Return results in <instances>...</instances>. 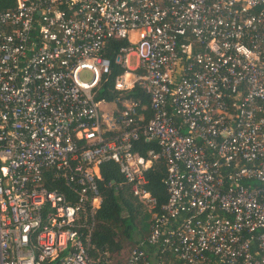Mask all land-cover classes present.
<instances>
[{
    "label": "built area",
    "instance_id": "built-area-1",
    "mask_svg": "<svg viewBox=\"0 0 264 264\" xmlns=\"http://www.w3.org/2000/svg\"><path fill=\"white\" fill-rule=\"evenodd\" d=\"M111 65L118 108L96 99ZM139 134L157 151L133 152ZM106 162L150 218L114 260L91 244ZM0 264H264V0L0 10Z\"/></svg>",
    "mask_w": 264,
    "mask_h": 264
},
{
    "label": "trees",
    "instance_id": "trees-1",
    "mask_svg": "<svg viewBox=\"0 0 264 264\" xmlns=\"http://www.w3.org/2000/svg\"><path fill=\"white\" fill-rule=\"evenodd\" d=\"M13 0H0V10L12 7ZM120 43L111 42V47ZM111 73L106 82L99 85L96 99L106 103H115L116 93L112 89V79L120 72L114 65L110 67ZM125 98H128L143 108L142 123L149 117L147 110V97L142 91L134 87L129 90ZM117 108L119 104L116 102ZM141 123V124H142ZM133 152L139 156H145L149 150L157 151L154 142L145 141L139 134L132 143ZM164 167L161 161L155 162L152 167L143 173L146 181L144 188L155 199L156 210L165 202V188L163 186ZM101 202L95 212V225L91 236V244L101 252H105L108 258L114 260L123 248H129L134 242L145 236L148 232L150 218L132 197L129 187L123 184L117 172L116 165L106 162L99 166V180L97 181ZM173 263V262H172Z\"/></svg>",
    "mask_w": 264,
    "mask_h": 264
},
{
    "label": "rangeland",
    "instance_id": "rangeland-1",
    "mask_svg": "<svg viewBox=\"0 0 264 264\" xmlns=\"http://www.w3.org/2000/svg\"><path fill=\"white\" fill-rule=\"evenodd\" d=\"M79 78L82 80V81H88L90 79V75L87 73V72H81V74L79 75ZM116 105V103H114ZM98 108L100 109V111L102 112H106L108 110H113V106H111V104H105V103H101ZM127 250L128 248L124 247L123 250L119 253V256L118 258L119 259H122V257H124L127 253Z\"/></svg>",
    "mask_w": 264,
    "mask_h": 264
}]
</instances>
